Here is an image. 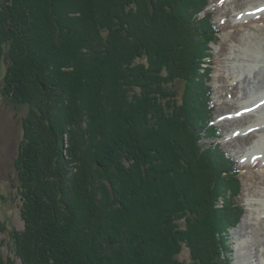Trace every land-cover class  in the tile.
<instances>
[{
    "label": "trees",
    "instance_id": "1",
    "mask_svg": "<svg viewBox=\"0 0 264 264\" xmlns=\"http://www.w3.org/2000/svg\"><path fill=\"white\" fill-rule=\"evenodd\" d=\"M209 4L0 0V91L27 109L0 194L21 200L22 264H234L245 211L216 142Z\"/></svg>",
    "mask_w": 264,
    "mask_h": 264
},
{
    "label": "rangeland",
    "instance_id": "2",
    "mask_svg": "<svg viewBox=\"0 0 264 264\" xmlns=\"http://www.w3.org/2000/svg\"><path fill=\"white\" fill-rule=\"evenodd\" d=\"M260 1L210 0V4L207 7V10L214 12L213 19L221 30L220 39L216 44H211L215 54V64L210 80L212 97L215 103L214 123L221 128V137L216 142L219 143L220 148L225 153H229L231 157L236 158L238 162L240 161L238 168L241 169L238 178L241 181L242 190L239 196H237V203L243 206L245 214L229 230L230 233L226 237V244L229 247V251H232L230 257L234 264H248L242 259L243 257H247L246 254L242 252L243 255L239 256L238 248L240 246L238 237L241 240H248L247 253L252 252L253 254L261 255L262 247L260 246L264 244V214L258 218V223L255 219L259 210L256 209V214H253L254 207L259 208V200L263 198L264 194V160L257 159L255 162L247 163L249 161L248 158V161H242L247 146L255 142L259 136L255 130L247 133L237 131L244 129L250 122L254 121L252 114L242 117L240 113L242 112L240 110L241 103L245 100L247 95H244V93L247 94L249 92V87L254 89L257 83L263 85L264 75L261 74L262 76L260 75L259 81L256 83L252 84L248 80H245L244 83L241 82L238 86L235 85L237 81L244 79L243 75L246 73V71H243L244 69L242 70V68L246 67L245 65L237 66L239 64L237 58H250V56L240 54L238 51L240 46L244 44L245 40L253 43L255 41L258 50H264V13L261 12L255 18L241 17V11L249 3H259ZM247 37H250V39H247ZM257 48H253L251 60H256L257 51L255 53L254 51ZM262 57H264V54H262ZM235 70L243 74H240L236 82L231 83L234 78H231L232 74H230V71L235 72ZM1 79L0 75V85ZM234 113H237V116L229 118ZM26 115L27 109L25 107H15L0 91V194L10 193L17 178L15 158L23 132V119ZM204 141L211 143L212 139H204ZM229 193L230 190L226 189L220 200L221 205L226 204V195L228 196ZM18 198L14 202L11 200L10 203L4 201V198H0V253L4 257L11 256L14 258L15 264H22L21 259L16 255L14 241L11 236V231L14 229L21 231L25 226L21 215V200ZM252 203L253 205L250 206ZM246 217L250 218L246 220ZM236 245L238 247L237 253ZM179 257L183 260H190L189 249L184 247ZM253 262L254 264H259L260 260L256 258Z\"/></svg>",
    "mask_w": 264,
    "mask_h": 264
},
{
    "label": "bare ground",
    "instance_id": "3",
    "mask_svg": "<svg viewBox=\"0 0 264 264\" xmlns=\"http://www.w3.org/2000/svg\"><path fill=\"white\" fill-rule=\"evenodd\" d=\"M261 12H264V0H261L259 3L258 2L249 3V5L241 11V17L242 18H245V17L255 18ZM250 37H247V39H250ZM255 43H256L255 41L253 43V42H248V40L247 41L245 40L244 44H242L240 46V48L238 49V51L240 52L241 55L250 56V58H248V59H245L242 57L237 58L238 63H239L237 66L245 65L246 67L242 68V70L244 69L243 71L244 72L246 71V73L243 75L244 76L243 80L237 81V78L240 76V74L242 75L243 73H241L239 71L237 72V70H235V72L230 71V74H232L231 78L232 79L234 78L231 83H234L237 81L235 85L238 86L241 82L244 83L245 80H248L250 83L253 84V83H256L257 81H259V77L261 74L264 75V67H263L264 66V57H262V54H264L262 52H264V50L259 51L257 48L258 46ZM247 46H249V47L247 48ZM253 48H257L254 51V53L257 51L256 60H251V53L254 50ZM235 52H237V51H235ZM243 52H245V53H243ZM248 91L249 92L247 94L244 93V95H247V96H246L245 100L241 103V109L240 110H242V112H240V113L242 114V117L244 115L252 114L254 116V121L252 123L250 122L246 127H244V129H241V130L239 129L237 131L247 133V132H250L252 130H255L258 133V136H259L258 139L255 142L251 143V145L247 146L246 152L244 153L245 156L243 154V157H242L243 162L248 161L247 159L249 158V161L247 163H252V162H255L257 159H261V160L263 159L264 160V83H263V85H260L259 83H257L256 87L254 89H251L249 87ZM240 113H239V115H240ZM236 116H237V113H234V115H232L231 117L229 116V118H235ZM119 135H121V134H119ZM263 191H264V189H263ZM259 203H260L259 208H257L255 206L254 211H253V214L255 215L256 209L259 210L257 218L255 219L257 223H258V218L264 214V194H263V198H261L259 200ZM252 205H253V203L250 206H252ZM248 218H250V217H248ZM248 218L246 217V220ZM238 243H239L240 248H238L236 245V253H237V248H238L239 256L243 255L242 252L244 254H246L247 257L242 258L245 260V262H247L248 264H254L253 260H255L257 258L260 260L259 264H264V244L260 246V247H262V249H261L262 254L258 255V254H253L252 252H248V253L246 252L247 244H248L247 239L241 240V238L238 237ZM254 255H255V257H254Z\"/></svg>",
    "mask_w": 264,
    "mask_h": 264
}]
</instances>
